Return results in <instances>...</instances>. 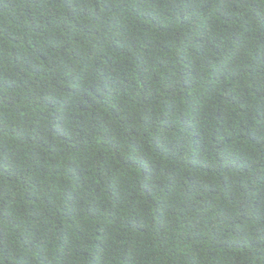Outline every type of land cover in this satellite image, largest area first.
<instances>
[{
	"label": "trees",
	"instance_id": "16d2710c",
	"mask_svg": "<svg viewBox=\"0 0 264 264\" xmlns=\"http://www.w3.org/2000/svg\"><path fill=\"white\" fill-rule=\"evenodd\" d=\"M0 264H264V0H0Z\"/></svg>",
	"mask_w": 264,
	"mask_h": 264
}]
</instances>
